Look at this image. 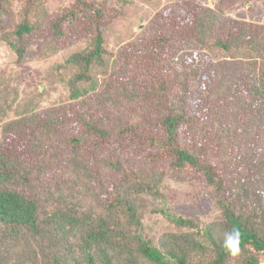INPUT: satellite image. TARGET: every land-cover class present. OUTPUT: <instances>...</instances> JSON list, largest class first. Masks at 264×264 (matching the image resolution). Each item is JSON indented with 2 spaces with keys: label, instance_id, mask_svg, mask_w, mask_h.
<instances>
[{
  "label": "trees",
  "instance_id": "trees-1",
  "mask_svg": "<svg viewBox=\"0 0 264 264\" xmlns=\"http://www.w3.org/2000/svg\"><path fill=\"white\" fill-rule=\"evenodd\" d=\"M54 3L0 0L18 63L62 57L0 74V264H264V23L232 11L256 2Z\"/></svg>",
  "mask_w": 264,
  "mask_h": 264
},
{
  "label": "rangeland",
  "instance_id": "rangeland-1",
  "mask_svg": "<svg viewBox=\"0 0 264 264\" xmlns=\"http://www.w3.org/2000/svg\"><path fill=\"white\" fill-rule=\"evenodd\" d=\"M54 5H59L60 2L64 0H54ZM199 2H205V3H211L213 1L217 0H198ZM253 1V0H252ZM255 8L254 10H249L243 7L242 5L237 6L236 8L232 9V11L237 14L238 17H241L246 20L254 21L257 23H264V0H254ZM51 8L53 7V4H50ZM37 48V47H36ZM34 48V50L36 49ZM38 51H32L33 55H35ZM38 54L37 56H34L33 58H28V61L18 63L16 54L13 53L11 49L8 48L6 43L4 41H0V74L1 73H7L11 71L14 74H18L19 78L23 81V86L25 88H32L34 86V83L38 81V77H42L51 67V65L56 62L57 59H62L61 56H53L51 59H42L43 57ZM33 89V88H32ZM62 89L59 90H53L51 91L52 96L56 98L57 96L62 93ZM59 94V95H58ZM52 101V98H51ZM197 186V184L194 186V188ZM200 186V185H198ZM193 189L187 193H183L182 189L177 190V196H174V199L171 201V205L173 204L176 210H179L181 212H186L188 214H198L202 213L200 206L196 205L194 201V193ZM193 197V198H191ZM205 200H203L204 202ZM207 209V208H205Z\"/></svg>",
  "mask_w": 264,
  "mask_h": 264
},
{
  "label": "clouds",
  "instance_id": "clouds-1",
  "mask_svg": "<svg viewBox=\"0 0 264 264\" xmlns=\"http://www.w3.org/2000/svg\"><path fill=\"white\" fill-rule=\"evenodd\" d=\"M241 232L237 227L224 233L223 247L233 257L240 254Z\"/></svg>",
  "mask_w": 264,
  "mask_h": 264
}]
</instances>
